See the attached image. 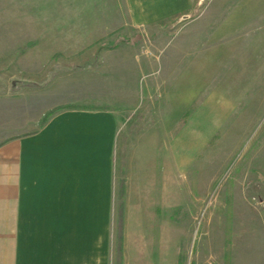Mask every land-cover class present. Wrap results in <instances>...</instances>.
Segmentation results:
<instances>
[{"label":"rangeland","instance_id":"rangeland-1","mask_svg":"<svg viewBox=\"0 0 264 264\" xmlns=\"http://www.w3.org/2000/svg\"><path fill=\"white\" fill-rule=\"evenodd\" d=\"M68 105L116 111L115 178L151 185L122 264H264V0H0V139Z\"/></svg>","mask_w":264,"mask_h":264},{"label":"crops","instance_id":"crops-1","mask_svg":"<svg viewBox=\"0 0 264 264\" xmlns=\"http://www.w3.org/2000/svg\"><path fill=\"white\" fill-rule=\"evenodd\" d=\"M117 134L113 109L69 106L0 139V264H106ZM133 185L124 181L123 215L131 195L151 205V185Z\"/></svg>","mask_w":264,"mask_h":264},{"label":"trees","instance_id":"trees-1","mask_svg":"<svg viewBox=\"0 0 264 264\" xmlns=\"http://www.w3.org/2000/svg\"><path fill=\"white\" fill-rule=\"evenodd\" d=\"M128 40V38H126ZM73 106V105H68ZM59 107H56L54 109L48 110L44 116L41 118V125H43L55 112H57ZM187 112V111H186ZM186 112L184 114H186ZM185 120V117H181V122ZM123 205H124V178H119L118 183V232H117V238H116V264H122V229H123Z\"/></svg>","mask_w":264,"mask_h":264}]
</instances>
